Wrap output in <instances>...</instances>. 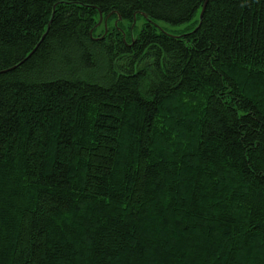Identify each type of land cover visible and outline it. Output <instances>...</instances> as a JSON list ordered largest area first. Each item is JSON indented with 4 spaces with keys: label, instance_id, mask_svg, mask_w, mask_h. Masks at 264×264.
Wrapping results in <instances>:
<instances>
[{
    "label": "trees",
    "instance_id": "obj_1",
    "mask_svg": "<svg viewBox=\"0 0 264 264\" xmlns=\"http://www.w3.org/2000/svg\"><path fill=\"white\" fill-rule=\"evenodd\" d=\"M204 3L0 0V264H264V0Z\"/></svg>",
    "mask_w": 264,
    "mask_h": 264
},
{
    "label": "rangeland",
    "instance_id": "obj_2",
    "mask_svg": "<svg viewBox=\"0 0 264 264\" xmlns=\"http://www.w3.org/2000/svg\"><path fill=\"white\" fill-rule=\"evenodd\" d=\"M143 22H144L143 17L139 16L137 18V20L134 22V24H135V28H134V32H133L134 34L141 28ZM99 24H101V22ZM192 24L193 23H187V24H182V25H170V24H167V23L158 22V23H156L154 25L159 30H161V31L164 30L165 32H167L169 34H180V33H184L186 31H188L189 29H191L192 28ZM106 31H107V28H106Z\"/></svg>",
    "mask_w": 264,
    "mask_h": 264
},
{
    "label": "water",
    "instance_id": "obj_3",
    "mask_svg": "<svg viewBox=\"0 0 264 264\" xmlns=\"http://www.w3.org/2000/svg\"><path fill=\"white\" fill-rule=\"evenodd\" d=\"M206 1H207V0H205V3H204L203 6H202L201 13H200V17H201V15H202L203 11H204ZM142 15H143L144 18H147L145 14H142ZM100 22H101V12H99V22H98V24H99ZM115 24H116V22H115ZM104 26H105V32H106V20H105Z\"/></svg>",
    "mask_w": 264,
    "mask_h": 264
}]
</instances>
